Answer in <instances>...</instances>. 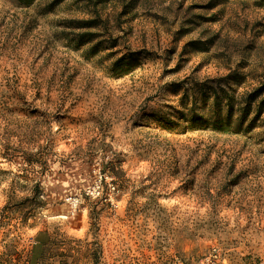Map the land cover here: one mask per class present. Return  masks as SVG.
Returning <instances> with one entry per match:
<instances>
[{"label": "rangeland", "instance_id": "374dc122", "mask_svg": "<svg viewBox=\"0 0 264 264\" xmlns=\"http://www.w3.org/2000/svg\"><path fill=\"white\" fill-rule=\"evenodd\" d=\"M260 101L264 0H0V264H264Z\"/></svg>", "mask_w": 264, "mask_h": 264}, {"label": "trees", "instance_id": "16d2710c", "mask_svg": "<svg viewBox=\"0 0 264 264\" xmlns=\"http://www.w3.org/2000/svg\"><path fill=\"white\" fill-rule=\"evenodd\" d=\"M193 45L195 44L194 43L187 44V46H193ZM124 61H125L124 57L116 59L112 63V71L117 72L118 75H122L123 68L118 66L120 65V63H123ZM210 91L212 98L211 107L215 112L214 117L211 120H209V119H205L202 116L196 115L198 113L199 108H198L197 98L196 96H194L192 98V105L190 107L192 114V119L190 121L191 129L193 127L196 129L202 126L213 129L214 131H222V132L223 131L228 132L232 128L240 129L243 123L247 121V117L251 113L253 103L256 101L258 95L260 94L259 91L254 94H250L248 96V99L246 98L245 101L237 103L235 102V100L233 99L234 97L231 94H227V93L224 94L225 99H223L221 95L222 93H225L223 89L217 90L216 88H211ZM206 92H207L206 89L201 88V92H200L201 95H203ZM185 95L188 96L187 94ZM263 106H264V101L258 102V105L256 106V115L254 116V119H252V121H254L255 118L259 116V114L263 109ZM223 108L226 109V116L224 118L222 117L221 114ZM236 113L238 114L237 124L235 125V127H232L231 124L232 118L233 115Z\"/></svg>", "mask_w": 264, "mask_h": 264}]
</instances>
